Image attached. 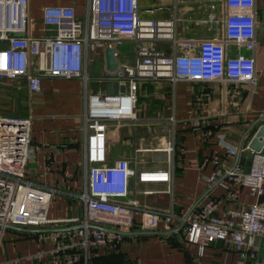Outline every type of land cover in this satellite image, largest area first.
I'll return each mask as SVG.
<instances>
[{
  "label": "crops",
  "instance_id": "1",
  "mask_svg": "<svg viewBox=\"0 0 264 264\" xmlns=\"http://www.w3.org/2000/svg\"><path fill=\"white\" fill-rule=\"evenodd\" d=\"M166 1H171L172 6L162 12L163 6L158 0H140L144 8L141 15L174 19L175 35L180 39L223 37V0ZM48 3L74 5L77 19L86 24L88 0H31L26 33L42 36L55 32L54 27L47 26L42 19V7ZM255 8L257 46L254 51L228 45L229 54L255 56L254 85L238 84L240 93L236 94L233 83L169 78L144 80L140 83L136 118L109 123L108 160L110 163L120 158L129 160L131 174L126 199L135 201L140 208H173L177 214L185 215L203 195L198 206L214 199L219 203V211L246 209L256 200L246 186L233 184L224 176L225 172L212 184L208 181L215 169L212 158L229 147L238 149L250 122L264 114V0H255ZM126 40L134 43L131 58L127 57L128 50L117 47ZM157 42H162L156 45L166 53L173 52L172 40ZM113 44L120 64L134 61L136 42L133 38L123 37ZM36 59L39 62L32 65L42 74L41 89L31 94L25 78H0V114L32 118V142L38 150L28 175L41 184L57 188L48 217H82L84 204L78 192L86 184V139L81 129L85 95L86 91L97 92L94 89L100 85L104 86L101 91H105V82L109 79L105 56L102 51L88 55L86 83L78 76L46 72L45 55ZM253 134L247 135L243 144L248 143ZM170 140L174 142L171 156L165 149ZM236 159L237 154L229 155L225 161L232 167ZM238 162L244 169L249 168L251 160L246 150H241ZM146 169L169 170L171 179L141 181L138 174ZM238 187L239 193L233 198V191ZM50 208L54 210L49 216ZM135 219V226L130 230L154 232L122 235L113 252L105 253L100 249L97 252L101 256L91 264H242L233 246L221 240L212 242L200 254L197 245L187 243L185 229L165 234L163 232L169 229H165L162 221L154 228H145L140 222V212H136ZM68 225L75 224L60 221L43 226ZM74 230L31 232L0 225V264H54L58 245L55 239L61 238L60 243H64L66 235H74ZM257 251L264 260V235L259 237Z\"/></svg>",
  "mask_w": 264,
  "mask_h": 264
},
{
  "label": "built area",
  "instance_id": "2",
  "mask_svg": "<svg viewBox=\"0 0 264 264\" xmlns=\"http://www.w3.org/2000/svg\"><path fill=\"white\" fill-rule=\"evenodd\" d=\"M30 1L0 0V78H25L31 94L41 89L42 74L32 65L39 62L36 58L41 55L46 58V72L78 76L86 83L89 54L103 52L105 47L123 37L136 42L132 63H119L114 72L106 70L108 80L125 83V91L112 94L86 91L81 125L86 139V184L78 192L84 204L82 217H48L57 188L41 184L28 175V161L38 150L32 142V118L0 114V225L40 227L60 221L81 223L83 226L76 228L74 235H66L64 243H60L61 238L55 239L58 245L53 263L77 264L84 254L87 264L90 253L115 248L123 235L91 224L130 230L135 225L136 212L142 215L140 222L145 228H154L162 221L165 229H171L183 221L185 215L177 214L173 208H140L135 201L126 199L131 166L126 158L109 162L108 125L136 118L140 83L144 80L169 78L233 83L236 94L240 93L238 84L254 85L255 56L229 54L228 45L253 51L256 48L255 0H223V37L187 39L175 35L174 19L143 17L140 0H88L86 24L77 19V10L72 4H45L43 22L54 27L55 32L34 36L25 32ZM18 32L24 34H15ZM159 39L172 40L173 52L168 54L157 47ZM173 148L174 142L170 140L165 147L169 156ZM242 150L250 156L248 169L239 162L230 169L225 159L236 155L238 149L229 147L212 158L215 169L208 181L212 184L228 172V179L237 186H246L256 200L246 209L219 211L218 201L211 199L197 206L187 217L185 235L190 244L197 245L200 254L209 244L221 240L233 246L242 264H264L257 251L259 237L264 235V145L255 150L248 142L242 144ZM138 177L141 181H169L171 172L146 169L140 171ZM238 193L239 187L234 189L232 197ZM69 249L73 252L65 254Z\"/></svg>",
  "mask_w": 264,
  "mask_h": 264
},
{
  "label": "water",
  "instance_id": "3",
  "mask_svg": "<svg viewBox=\"0 0 264 264\" xmlns=\"http://www.w3.org/2000/svg\"><path fill=\"white\" fill-rule=\"evenodd\" d=\"M15 34H24V32H18ZM116 52V46L115 45H109L107 47H105L103 49V53L105 56V69L107 71L110 72H114L119 64L118 58L115 55ZM105 91L109 94L112 93H117L118 91H125V83H121L119 84V82L117 80H107L105 82ZM264 114L258 116L257 118H255V120H253L252 122H250L249 127L245 130L239 147H238V153H237V159L234 163V165L230 168L232 169L236 163L239 160L240 157V153L242 150V144L244 141V138L251 134L252 132L254 133L249 141V146L255 150H260L263 145H264ZM228 172H225L224 176H227ZM224 176L222 178H224ZM204 198V195L202 197H200L194 204L193 206L190 208V210L187 212V214H185L183 221L175 228H171L169 230L164 231L163 233L165 234H169L172 231H177V230H181L184 229L185 225H186V219L187 217L190 215V213L198 206V204L201 202V200ZM93 226L102 228V229H106V230H110L113 232H117V233H121L123 235H134V234H138V233H144V232H154V231H134V230H123V229H118V228H110L108 226H103V225H97V224H91ZM5 226L8 227H14L20 230H24V231H31V232H44V231H67V230H72V229H76V228H80L83 226V224L79 223V224H75V225H68V226H58V227H23V226H19V225H14V224H6Z\"/></svg>",
  "mask_w": 264,
  "mask_h": 264
},
{
  "label": "rangeland",
  "instance_id": "4",
  "mask_svg": "<svg viewBox=\"0 0 264 264\" xmlns=\"http://www.w3.org/2000/svg\"><path fill=\"white\" fill-rule=\"evenodd\" d=\"M159 1V3H161V5L163 6L162 8H161V11L162 12H165L166 10H168L169 9V7L170 6H172V2L171 1H166V0H158ZM182 1V0H181ZM211 1V0H210ZM144 14V8L141 6L140 7V14ZM202 26V25H201ZM162 42H157V45L158 46H160V44H161ZM133 45H134V43H132V41H129V40H126L125 41V44H117V47H119V48H125L126 50H128V52H127V57H129V58H131L132 57V52H131V50L133 49ZM91 69V68H90ZM104 88V86L103 85H100V86H97L96 87V89H94V90H96V91H101L102 89ZM36 156H37V151L35 150L34 151V154L31 156V158L29 159V161H28V170L27 171H29V170H31L32 169V165H33V162L35 161V159H36ZM28 174H29V172H28ZM53 208H50V210H49V216H50V214L52 215V213H53ZM28 227H37V226H28ZM44 227V226H43ZM187 243L188 244H190L188 241H187Z\"/></svg>",
  "mask_w": 264,
  "mask_h": 264
},
{
  "label": "trees",
  "instance_id": "5",
  "mask_svg": "<svg viewBox=\"0 0 264 264\" xmlns=\"http://www.w3.org/2000/svg\"><path fill=\"white\" fill-rule=\"evenodd\" d=\"M135 226V225H134ZM134 226L132 227V228H134ZM114 249H116V247L115 248H112V249H108V250H104V252L105 253H111V252H113V250ZM94 251H96V250H94ZM73 252V250L71 249H69V250H66V252H65V254H69V253H72ZM103 252V253H104ZM93 253V252H92ZM90 254L89 256H88V259H87V264H91V262H94L96 259H98L97 257L98 256H101V254L100 253H96V254ZM102 253V254H103ZM84 254H82V256H81V259L78 261V263L77 264H85V260H84Z\"/></svg>",
  "mask_w": 264,
  "mask_h": 264
}]
</instances>
